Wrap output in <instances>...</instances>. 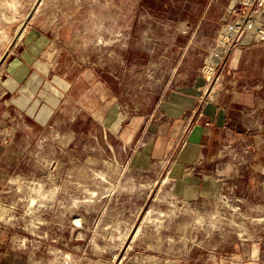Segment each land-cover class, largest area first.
I'll list each match as a JSON object with an SVG mask.
<instances>
[{
	"label": "rangeland",
	"instance_id": "rangeland-1",
	"mask_svg": "<svg viewBox=\"0 0 264 264\" xmlns=\"http://www.w3.org/2000/svg\"><path fill=\"white\" fill-rule=\"evenodd\" d=\"M108 1L0 0V57L50 9H77L60 22L63 46L77 50L63 55L92 76L43 123L34 113L14 130L0 165V264H264V158L252 169L249 145L225 146L219 194L196 200L161 166L134 165L160 105L210 82L218 36L167 20L156 0Z\"/></svg>",
	"mask_w": 264,
	"mask_h": 264
},
{
	"label": "crops",
	"instance_id": "crops-1",
	"mask_svg": "<svg viewBox=\"0 0 264 264\" xmlns=\"http://www.w3.org/2000/svg\"><path fill=\"white\" fill-rule=\"evenodd\" d=\"M156 3L165 7L161 16L167 20L203 23L214 37L239 0ZM64 14L58 9L46 12L15 40L0 64V165L20 141L14 135L16 127H29L25 117L37 113L43 123L58 102L74 98L79 79L86 83L92 77L88 68L79 70V64L63 55L77 50L63 46L60 22L76 20L77 9ZM207 80L208 85L201 78L185 85L160 105L143 130L149 142L134 157V165L161 166L178 194L190 200L219 194L231 165L224 159L228 144L246 143L253 149L252 169L264 158V40L230 49ZM30 107L31 112L26 110Z\"/></svg>",
	"mask_w": 264,
	"mask_h": 264
},
{
	"label": "built area",
	"instance_id": "built-area-1",
	"mask_svg": "<svg viewBox=\"0 0 264 264\" xmlns=\"http://www.w3.org/2000/svg\"><path fill=\"white\" fill-rule=\"evenodd\" d=\"M263 40L264 0H239L238 7L229 13L217 38V45L220 43L226 44L223 58L230 49L239 44H257ZM230 148L231 151H236L234 147L231 146ZM244 151L246 152L245 149Z\"/></svg>",
	"mask_w": 264,
	"mask_h": 264
},
{
	"label": "bare ground",
	"instance_id": "bare-ground-1",
	"mask_svg": "<svg viewBox=\"0 0 264 264\" xmlns=\"http://www.w3.org/2000/svg\"><path fill=\"white\" fill-rule=\"evenodd\" d=\"M221 45H222V47L226 46L225 43H221ZM222 58H223L222 48H214L211 50V52L207 58V63L204 66V72L208 77H210L211 74L214 72L216 64H218L222 60Z\"/></svg>",
	"mask_w": 264,
	"mask_h": 264
},
{
	"label": "water",
	"instance_id": "water-1",
	"mask_svg": "<svg viewBox=\"0 0 264 264\" xmlns=\"http://www.w3.org/2000/svg\"><path fill=\"white\" fill-rule=\"evenodd\" d=\"M15 41V39L13 40V42ZM10 47H11V45H10ZM10 47H9V49H10ZM9 49H7L4 53H3V55L0 57V64H1V62L3 61V59L5 58V56H6V54L8 53V51H9Z\"/></svg>",
	"mask_w": 264,
	"mask_h": 264
}]
</instances>
